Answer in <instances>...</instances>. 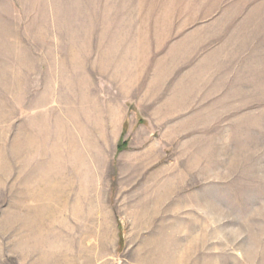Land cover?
<instances>
[{
	"label": "rangeland",
	"instance_id": "1",
	"mask_svg": "<svg viewBox=\"0 0 264 264\" xmlns=\"http://www.w3.org/2000/svg\"><path fill=\"white\" fill-rule=\"evenodd\" d=\"M0 264H264V0H0Z\"/></svg>",
	"mask_w": 264,
	"mask_h": 264
},
{
	"label": "trees",
	"instance_id": "2",
	"mask_svg": "<svg viewBox=\"0 0 264 264\" xmlns=\"http://www.w3.org/2000/svg\"><path fill=\"white\" fill-rule=\"evenodd\" d=\"M118 149H121V147H120V146H118Z\"/></svg>",
	"mask_w": 264,
	"mask_h": 264
}]
</instances>
